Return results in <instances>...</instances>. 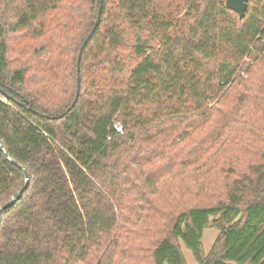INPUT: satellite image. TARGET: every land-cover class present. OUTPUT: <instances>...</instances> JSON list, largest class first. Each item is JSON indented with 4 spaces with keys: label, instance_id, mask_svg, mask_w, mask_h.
Returning a JSON list of instances; mask_svg holds the SVG:
<instances>
[{
    "label": "trees",
    "instance_id": "trees-1",
    "mask_svg": "<svg viewBox=\"0 0 264 264\" xmlns=\"http://www.w3.org/2000/svg\"><path fill=\"white\" fill-rule=\"evenodd\" d=\"M225 2L0 0V264H264V0Z\"/></svg>",
    "mask_w": 264,
    "mask_h": 264
},
{
    "label": "rangeland",
    "instance_id": "rangeland-1",
    "mask_svg": "<svg viewBox=\"0 0 264 264\" xmlns=\"http://www.w3.org/2000/svg\"><path fill=\"white\" fill-rule=\"evenodd\" d=\"M9 58L11 60V64L14 65V67H19L22 65V37H16L12 40V49ZM245 61H247L249 65L252 63V61L250 62L249 59H246ZM218 234V230L214 228H208L205 231L203 245L206 253H209V251L211 250L214 242L218 237ZM183 254L186 260V264H198L192 252L185 247L183 248Z\"/></svg>",
    "mask_w": 264,
    "mask_h": 264
},
{
    "label": "water",
    "instance_id": "water-1",
    "mask_svg": "<svg viewBox=\"0 0 264 264\" xmlns=\"http://www.w3.org/2000/svg\"><path fill=\"white\" fill-rule=\"evenodd\" d=\"M250 1L251 0H226L225 6H226L227 9L235 12L239 16L240 19H243L246 16V12L248 10V6H249ZM100 14H101V10H100ZM99 21H100V16L98 17V21L96 23V26L99 24ZM87 42H88V40L85 42L84 46L82 47V49L80 51L79 59H78V76L79 77H78V84H77V98L79 96L80 88H81L80 65H81L82 53H83L84 47H85ZM67 112H69V111H67ZM67 112L64 113L63 115L59 116L58 118H62L63 116H65L67 114ZM25 173H26V185H25L24 189L18 194V196L13 201H11L4 208H8L10 206H13L14 203H15V200L19 199L21 197L23 191L28 187V185H29V175H28V172L25 171ZM0 212H1V209H0Z\"/></svg>",
    "mask_w": 264,
    "mask_h": 264
},
{
    "label": "built area",
    "instance_id": "built-area-1",
    "mask_svg": "<svg viewBox=\"0 0 264 264\" xmlns=\"http://www.w3.org/2000/svg\"><path fill=\"white\" fill-rule=\"evenodd\" d=\"M115 129H116L118 132H121V131H122V126H121V124H120V123H117V124L115 125Z\"/></svg>",
    "mask_w": 264,
    "mask_h": 264
}]
</instances>
